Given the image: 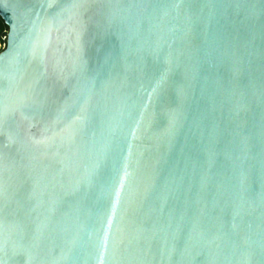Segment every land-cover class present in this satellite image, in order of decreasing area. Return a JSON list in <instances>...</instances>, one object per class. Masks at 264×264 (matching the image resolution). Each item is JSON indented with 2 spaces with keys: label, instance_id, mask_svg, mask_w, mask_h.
<instances>
[{
  "label": "water",
  "instance_id": "obj_1",
  "mask_svg": "<svg viewBox=\"0 0 264 264\" xmlns=\"http://www.w3.org/2000/svg\"><path fill=\"white\" fill-rule=\"evenodd\" d=\"M0 18V264H264V0Z\"/></svg>",
  "mask_w": 264,
  "mask_h": 264
},
{
  "label": "built area",
  "instance_id": "obj_2",
  "mask_svg": "<svg viewBox=\"0 0 264 264\" xmlns=\"http://www.w3.org/2000/svg\"><path fill=\"white\" fill-rule=\"evenodd\" d=\"M2 23L4 25V28H0V53L7 49L9 40V27L4 23L3 20Z\"/></svg>",
  "mask_w": 264,
  "mask_h": 264
},
{
  "label": "rangeland",
  "instance_id": "obj_3",
  "mask_svg": "<svg viewBox=\"0 0 264 264\" xmlns=\"http://www.w3.org/2000/svg\"><path fill=\"white\" fill-rule=\"evenodd\" d=\"M0 28H4V25L2 23V20L0 19Z\"/></svg>",
  "mask_w": 264,
  "mask_h": 264
}]
</instances>
